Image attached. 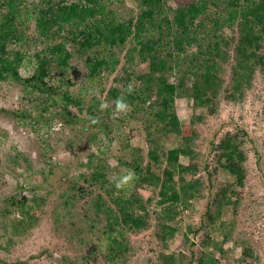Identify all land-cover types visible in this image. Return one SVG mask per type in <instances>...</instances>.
<instances>
[{
  "label": "trees",
  "instance_id": "trees-1",
  "mask_svg": "<svg viewBox=\"0 0 264 264\" xmlns=\"http://www.w3.org/2000/svg\"><path fill=\"white\" fill-rule=\"evenodd\" d=\"M111 4L112 0H36L29 4L26 0H0V83L22 84L35 105L34 114L9 112L33 121L56 109L66 123L73 124L68 110L73 105L81 113L86 111L96 124H104L103 135L108 137L115 121H122L111 117L118 114L114 102L132 83L135 91L130 95L125 92V96L133 109L130 113L143 114L147 149L127 146L130 159L120 160L119 165L127 172L134 171L136 178L131 187L117 189L108 178L107 166L98 165L83 174L89 186L76 183L72 187L76 190L72 197L93 195L95 214L103 215L106 221L101 236L105 258L111 264L127 260L129 235L153 227L160 243L158 264H227L207 247L212 243L211 229L224 209L232 207L235 214L240 209L248 176L246 132L227 131L212 142L215 164L209 170L211 166L203 167L199 162L197 126L207 116L217 114L222 100L244 101L257 75H264V0H135L129 17H122ZM31 23L35 25L34 37L45 47L29 57L24 49L34 39L27 36ZM122 49L126 50V62L119 76L116 72ZM75 55L85 57L87 76L92 81L116 74L113 79L117 85L105 90V100L112 102L113 108L102 113L99 106L103 101L97 97L84 107L83 99L70 93L74 83L65 74ZM142 63H148V71L136 70ZM32 65L34 72L23 76L22 68ZM54 75L61 82L59 87L47 81ZM183 97L191 100L193 111L186 123L180 120L175 106ZM262 116L264 119V106ZM171 134L177 137L178 145L167 149L165 141ZM98 136L91 134L89 141L94 143ZM182 157L188 162L182 163ZM203 170H208V186L204 176H199ZM222 173L213 183L212 177ZM141 189L151 195L144 198ZM205 190V219L198 226L189 225L179 246L170 252L168 241L179 230L178 206L188 207ZM36 200L24 197L17 201L22 215L17 225L20 228L35 222L38 212L28 203ZM153 205L161 211L153 210ZM201 231L203 237L197 243L193 237ZM258 260L247 247L235 264H257ZM62 263L69 261L63 258Z\"/></svg>",
  "mask_w": 264,
  "mask_h": 264
},
{
  "label": "rangeland",
  "instance_id": "rangeland-1",
  "mask_svg": "<svg viewBox=\"0 0 264 264\" xmlns=\"http://www.w3.org/2000/svg\"><path fill=\"white\" fill-rule=\"evenodd\" d=\"M32 1L36 0H26V4ZM134 3L135 0H112L111 8L122 17H129L133 14ZM34 35L35 25L31 23L27 36ZM44 47V42L34 37L25 45L24 50L32 57ZM125 55L126 50L122 49L121 66L116 72L119 76L123 75ZM34 68L33 65L23 67L22 75L30 76ZM136 70L148 71V63L136 66ZM87 71L85 57L75 55L65 74L74 83L69 87L70 93L83 99L84 107L97 97L108 104V108H113V103L105 98L107 89L117 85L113 79L116 74L92 81ZM52 78L50 76L47 79L49 85L59 87L61 82L57 76ZM171 80L174 81V78ZM103 89L106 91L102 93ZM28 97L22 84L14 81L0 83V264H63V258L69 264H111L105 258V241L101 236L106 224L104 216L95 214L93 195L85 199L74 198L72 194L76 190L72 187L76 183L89 186L83 174L91 173L98 165L107 166L109 179L123 176L127 172L125 166L119 165L120 160L130 159L131 150L127 146L131 149H147L142 127L143 114L130 113L133 109L126 114L113 113L111 117H120L122 121H115V127L110 128L107 137L103 135L104 124L94 123L86 111L81 113L73 105L68 108L73 124L66 123L61 112L56 109L33 121L14 116L11 112L16 110L34 114V102ZM175 106L180 120L189 122L193 113L191 100L179 98ZM263 106L264 75L259 73L253 90L244 101L233 103L222 100L217 114L207 116L197 126L200 132L197 143L199 162L203 167L207 164L211 166L209 170L215 164L212 142L219 140L227 131L246 132L244 151L248 156V176L240 209L237 214L232 207L224 209L222 218L211 229L212 243L207 247L208 252H213L217 257L222 256L227 264H235L247 247L258 257L257 264H264ZM84 119L89 120L87 124ZM90 133H99L94 143L89 141ZM165 142L167 149L178 145L177 137L172 134ZM181 162L185 164L188 159L182 157ZM201 174L199 176H204L208 186L211 183L208 170H203ZM223 175H214L213 183H216L215 178L220 179ZM131 185L132 182L125 189ZM140 192L144 198L151 195L147 189H141ZM207 193L208 190L203 191L188 207L178 206L179 230L176 237L168 241L170 252L179 246L183 232L189 225L198 226L205 219ZM24 197L38 199L35 203H28L33 204L38 213L30 227L20 228L17 225L22 215L17 209V201ZM152 209L161 211L155 205ZM226 233L229 234L227 240ZM202 237L203 231L193 238L199 243ZM129 243L131 250L127 260H119L116 264H158L160 243L154 227L129 235Z\"/></svg>",
  "mask_w": 264,
  "mask_h": 264
},
{
  "label": "clouds",
  "instance_id": "clouds-1",
  "mask_svg": "<svg viewBox=\"0 0 264 264\" xmlns=\"http://www.w3.org/2000/svg\"><path fill=\"white\" fill-rule=\"evenodd\" d=\"M135 91V86L132 83H129L126 87V89L122 90L121 95L116 98L115 100V111L117 113L126 114L128 111L131 110V105L127 102L125 92L127 94H132ZM98 95V93H97ZM100 109L103 111L104 109L108 108L109 105L106 103L101 102ZM94 123L96 121H93ZM135 173L132 170H129L126 174L120 177H112L110 178L111 181L115 184V187L117 189H122L127 184H129L131 181L135 179Z\"/></svg>",
  "mask_w": 264,
  "mask_h": 264
}]
</instances>
